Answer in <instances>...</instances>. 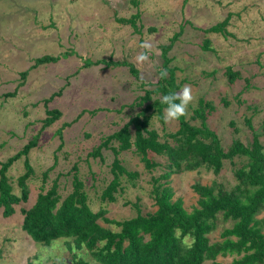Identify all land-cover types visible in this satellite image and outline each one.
Listing matches in <instances>:
<instances>
[{"label":"rangeland","instance_id":"1","mask_svg":"<svg viewBox=\"0 0 264 264\" xmlns=\"http://www.w3.org/2000/svg\"><path fill=\"white\" fill-rule=\"evenodd\" d=\"M229 12L230 35L204 30ZM135 13H139L135 28L116 20ZM179 31L167 57L169 67L175 66L176 82H181L179 90L192 89L194 99L185 118H190L192 108L204 97L215 106L207 125L221 145L227 148L234 138L249 144L252 134L245 118L250 117L255 128L264 119V0H0V161L39 133L37 145L27 155L33 168L27 181L29 198L20 206L34 203L42 172L55 162L45 187L61 173L59 193L70 192L72 174L68 171L76 163L93 211L104 207L108 217L121 220L134 216L138 209H155L150 174L132 151L122 152L120 160L128 170L140 173L136 184L122 176L123 189L115 193L116 201H102V190L113 176V153L110 147L102 148L100 155L91 152L138 112L135 100L155 86L158 69H163L161 46ZM205 38L212 50L202 47ZM145 42L152 45L150 52L140 47ZM141 52H148V60L138 64L135 57ZM44 55L58 59L34 66L36 58ZM96 60L105 65L94 64ZM119 61L133 64L138 77L128 66L116 65ZM227 66L240 72L233 83L224 75ZM59 90L45 105L44 99ZM49 108L58 109L61 115L41 130ZM151 127L174 131L178 124L165 120L162 124L153 116ZM260 140L264 144L263 136ZM24 171L23 156L7 171L15 193H20L16 178ZM214 178L227 188L234 185L228 160L218 176L202 167L174 174L171 185L190 210L197 199L191 185L209 184ZM22 218L19 206L9 217L0 214V264H25L28 259L33 264H72L62 238L50 245L34 242L22 229ZM229 226L231 221H219L210 233L211 241ZM218 260L230 262L231 257Z\"/></svg>","mask_w":264,"mask_h":264},{"label":"trees","instance_id":"2","mask_svg":"<svg viewBox=\"0 0 264 264\" xmlns=\"http://www.w3.org/2000/svg\"><path fill=\"white\" fill-rule=\"evenodd\" d=\"M231 15L227 13L223 20L204 30L230 35L227 26ZM138 18L139 13H135L116 20L135 28ZM179 34L180 31L174 33L169 43L161 46L162 68L167 70L168 76L161 79L159 75L155 86L146 89L135 100L138 112L105 136L91 152L95 156L100 155L102 148L110 147L113 153L110 167L113 176L102 190V201H116L115 193L123 189L122 176L132 185L136 184L140 173L128 170L120 160L122 152L132 151L150 174V196L155 209L147 212L138 209L134 216L121 220L108 217V210L104 207L93 211L87 202L76 163L68 171L72 174L70 192L64 196L59 193L61 173L51 180L49 187H45L55 162L42 172V186L34 203L30 207L20 206L29 198L27 181L33 174V168L27 155L37 145L38 133L15 154L0 161L1 216L13 215L19 206L23 217L21 227L31 239L41 245H50L62 238L71 254L72 264H264V144L260 140L264 137V119L255 128L251 118L246 117V125L252 134L251 142L245 144L234 138L224 148L216 132L207 125L215 106L211 100L200 97L189 119L183 116L176 120L178 127L174 131H166L165 127L159 131L151 127L153 116L164 124L167 105L161 103L163 96L177 92L181 87V82H176L175 66L169 67L171 59L167 57V51ZM202 47L212 50L208 38L204 39ZM57 59L44 55L36 58L34 66ZM93 63L105 65L103 60ZM116 65L128 66L130 72L138 77L133 64L119 61ZM160 71L161 68L158 69L159 74ZM224 75L233 83L240 77V72L227 66ZM59 93L60 90L45 98L44 104L47 105ZM223 102L228 104L224 99ZM60 115L58 109H46L41 130L54 123ZM230 124L233 126V121ZM22 156L25 171L16 178L20 193H15L7 171ZM225 160L232 166L234 185L227 188L215 178L209 184L193 183L191 188L197 199L188 210L182 198L175 196L171 177L202 167L218 176ZM219 221H231V226L223 228L219 239L211 241L210 233L217 229ZM219 257H231V261H220ZM25 264L33 262L28 259Z\"/></svg>","mask_w":264,"mask_h":264},{"label":"clouds","instance_id":"3","mask_svg":"<svg viewBox=\"0 0 264 264\" xmlns=\"http://www.w3.org/2000/svg\"><path fill=\"white\" fill-rule=\"evenodd\" d=\"M141 48L151 51L152 45L145 42L140 45ZM148 52H141L135 60L138 64H143L148 60ZM160 78L164 79L168 76L167 70L161 69ZM194 97L190 86H184L177 92H171L163 96L161 103L167 105L164 113L165 122L176 121L187 114L188 105L193 101ZM178 101V102H177Z\"/></svg>","mask_w":264,"mask_h":264}]
</instances>
